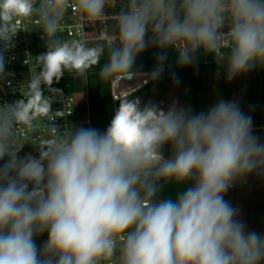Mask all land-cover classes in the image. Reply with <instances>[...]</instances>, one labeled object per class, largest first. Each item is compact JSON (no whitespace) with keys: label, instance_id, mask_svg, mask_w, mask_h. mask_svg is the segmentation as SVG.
Instances as JSON below:
<instances>
[{"label":"clouds","instance_id":"9594fccd","mask_svg":"<svg viewBox=\"0 0 264 264\" xmlns=\"http://www.w3.org/2000/svg\"><path fill=\"white\" fill-rule=\"evenodd\" d=\"M69 14L78 22L115 14L113 39L66 38ZM31 29L47 50L21 98L0 104V264H264V234L225 199L235 182L264 177V142L236 100L194 113L142 105L129 92L114 96L104 131L61 130L67 112L52 109L65 72L83 78L99 67L102 81L154 82L169 48L180 67L196 64L200 50L214 54L229 81L264 68V0H0V79L4 54ZM150 47L158 51L146 74L136 60ZM25 144L38 155L21 156ZM170 183L189 186L162 198Z\"/></svg>","mask_w":264,"mask_h":264},{"label":"trees","instance_id":"16d2710c","mask_svg":"<svg viewBox=\"0 0 264 264\" xmlns=\"http://www.w3.org/2000/svg\"><path fill=\"white\" fill-rule=\"evenodd\" d=\"M109 27L112 22H108ZM158 49L154 47L147 48L141 53L136 60V67L142 73L150 72L155 67V55ZM168 59L166 61L165 69L157 81H150L146 86L137 90L129 96V99L136 98L143 92L151 89L157 84H171L175 83L174 78H178L179 82L186 85L187 91L183 97L191 107L194 113H198L203 108L199 102V94L202 89V82L206 72L216 70V59L214 54H206L203 50L197 53V63L194 65L180 67L177 63L178 52L174 48L167 50ZM104 60L101 61V64ZM99 67L92 69L87 74V80L76 78L68 72H65L59 83H53L52 87L61 89L63 93L73 94L79 101L81 108L85 107V93L88 92V103L90 115L92 120V127L104 131L109 125L115 110L119 107L120 101L114 100L112 81H102L98 76ZM263 79V98H264V68H261ZM47 94V93H46ZM264 126V119L258 123H253V127ZM30 148L25 147L21 150L20 154L27 153ZM170 149L164 147L165 157L170 156ZM3 163V161H0ZM188 184L176 186L175 184H168L163 189L161 196L167 198L169 196L175 197L178 191H182Z\"/></svg>","mask_w":264,"mask_h":264},{"label":"built area","instance_id":"2783aa9c","mask_svg":"<svg viewBox=\"0 0 264 264\" xmlns=\"http://www.w3.org/2000/svg\"><path fill=\"white\" fill-rule=\"evenodd\" d=\"M115 19V14H111L97 22H78L73 14H69L63 25L65 36L70 39H88L93 42L110 41L113 36L110 35L111 27L108 22L111 21L113 24ZM42 37L43 33L40 30L31 29L19 31L14 38L15 46L4 54L6 75L0 79V104L21 98L19 87L28 78L35 57L47 50L46 41ZM71 75L76 77L75 74ZM82 79L86 81L87 76ZM116 83L117 81L113 80L112 86L114 87ZM85 101V107L81 108L77 97L73 94L63 93V97L55 98L52 109L67 112L66 116L56 120L61 130L71 129L72 126L92 127L87 91ZM25 147L35 149L30 144H25L23 148Z\"/></svg>","mask_w":264,"mask_h":264},{"label":"crops","instance_id":"0c3cea01","mask_svg":"<svg viewBox=\"0 0 264 264\" xmlns=\"http://www.w3.org/2000/svg\"><path fill=\"white\" fill-rule=\"evenodd\" d=\"M216 63V70L211 71L209 75L214 80V89L212 93H209L214 104L219 99L236 100L241 110L246 115L251 116L253 123L262 121L264 119V98L261 68L257 67L248 73L234 77L231 81L228 80V93L226 94L222 93V88H219L224 81H227L226 74L220 70L221 65L219 60H216ZM208 74L209 72H206L204 75L202 89L199 94V102L206 109L211 107V105L205 103L206 77ZM117 84L118 82L113 87V90ZM124 85V83H121V85L119 83V90ZM165 85L169 86L172 84ZM160 88L163 89V87L157 84L153 88L140 94L138 97L141 103L144 104L145 101L150 100L153 94L152 92ZM188 106L190 105L188 104ZM253 131L264 142V126L253 127ZM228 192L230 193L227 196L229 202L239 209L240 218L246 223L248 230H254L260 234H264V177L257 176L256 174L249 175L246 180L235 182L234 186Z\"/></svg>","mask_w":264,"mask_h":264},{"label":"rangeland","instance_id":"374dc122","mask_svg":"<svg viewBox=\"0 0 264 264\" xmlns=\"http://www.w3.org/2000/svg\"><path fill=\"white\" fill-rule=\"evenodd\" d=\"M220 67H221V71L223 73L226 74V67L224 65H222L220 63ZM209 74L206 77V97H205V103L207 105H214V101L212 100V97L209 96V93H212V90L214 89V80L213 78H211L210 72L208 71ZM258 72V71H257ZM122 83H124V87L127 85H130L131 82L128 81H123ZM172 85L166 86L165 84H159L160 87H163V89H159L156 90L155 92H152V96L151 99L148 101H145V103H154L156 105H158L159 107L163 108L164 110H167V108L173 103H177L179 106H184V107H190L188 106V103L186 101H184L183 97L186 94V90L187 87L184 83L182 82H175V83H171ZM132 85V84H131ZM228 85L229 82L228 80L224 83H222V85L219 88H222V93H228ZM153 88V87H152ZM116 92L119 91V84L116 85L115 89ZM120 92H122V90H120ZM213 102H212V101ZM144 103V104H145ZM143 105V103H141ZM192 108V107H191ZM167 148L170 149V146H167ZM27 153H32L33 155H38L36 149L31 148ZM25 154V153H24ZM24 154H20L21 156H23ZM229 192L226 193L225 195V199L227 201H229V199L227 198V196H229ZM47 239V234L45 233L44 235L38 236L36 238V242L38 245H43L44 241Z\"/></svg>","mask_w":264,"mask_h":264},{"label":"water","instance_id":"95a60500","mask_svg":"<svg viewBox=\"0 0 264 264\" xmlns=\"http://www.w3.org/2000/svg\"><path fill=\"white\" fill-rule=\"evenodd\" d=\"M146 74H150V72H146ZM128 82H131L130 85H127L123 88H121L122 92H120V90L118 92H116L115 90H113V96H118V95H121V96H128L129 95V92H136L137 90L141 89L142 87L146 86L150 80L148 78L147 75H142L140 77H137V78H133L131 80H127ZM123 81L120 82V85ZM127 89V90H125ZM115 101L119 100V99H114Z\"/></svg>","mask_w":264,"mask_h":264}]
</instances>
